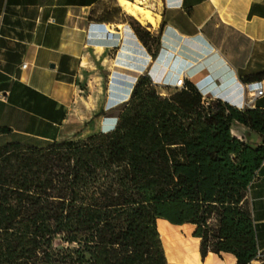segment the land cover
<instances>
[{"label":"trees","instance_id":"obj_1","mask_svg":"<svg viewBox=\"0 0 264 264\" xmlns=\"http://www.w3.org/2000/svg\"><path fill=\"white\" fill-rule=\"evenodd\" d=\"M127 84L112 88L107 110L120 111L110 130L0 146V264H168L159 220L193 226L213 264L259 260L249 195L264 159V112L205 97L187 79L169 97L150 74ZM234 122L263 144L233 137Z\"/></svg>","mask_w":264,"mask_h":264},{"label":"crops","instance_id":"obj_2","mask_svg":"<svg viewBox=\"0 0 264 264\" xmlns=\"http://www.w3.org/2000/svg\"><path fill=\"white\" fill-rule=\"evenodd\" d=\"M117 1L0 0V146L46 147L106 130L108 114L102 113L111 80L142 74ZM153 1L163 42L195 59L178 53L179 61L193 66L167 70L169 86L183 73L205 97L264 112V96L252 100L246 88L264 85V0ZM109 6L112 20L100 15ZM231 133L252 148L263 144L260 133L238 122ZM249 196L262 252L264 159ZM195 254L200 264H213L212 253L201 261Z\"/></svg>","mask_w":264,"mask_h":264},{"label":"rangeland","instance_id":"obj_3","mask_svg":"<svg viewBox=\"0 0 264 264\" xmlns=\"http://www.w3.org/2000/svg\"><path fill=\"white\" fill-rule=\"evenodd\" d=\"M119 3V1H117ZM119 5V4H118ZM152 12L154 15V8H155V2L153 0L146 1L143 7H145ZM109 7L102 8L100 11L101 16H105L107 19L112 20V14L113 12H110ZM119 9L122 12V18L125 23H127V32L125 33L126 41H133L134 48L137 47L138 51V58L137 63L139 67V72L150 74L153 80V84L156 86L157 92L163 96V97H169L173 94H175L178 89H175L173 87L169 86V79L164 78V73L167 70L174 72L178 69H184V68H190L193 66V64L184 63L178 60L177 56L178 53L184 57H186L188 60L195 62V59L190 56L189 54H186L185 52L182 53V51L178 52L177 46L173 43L166 44L163 42V39L161 38L159 40V31H160V25L156 23V26H152L150 24H142L138 22V20L129 14H127L123 8L119 5ZM114 11V10H113ZM155 16V15H154ZM143 25V26H142ZM112 29V28H111ZM121 29L124 30L123 27ZM143 34L145 37L147 44H144L140 41L138 37V32ZM146 32L150 33V36L146 35ZM157 42L160 43L158 47V54L157 56H154L153 54L157 51ZM189 51V50H188ZM190 53H193V51H189ZM141 75V74H136ZM113 84H115L114 78L111 80ZM112 84V85H113ZM122 90L127 89V78L123 76L122 78ZM110 86L109 93L106 95L107 101L113 100L114 92L113 89ZM179 91V90H178ZM129 96V95H128ZM114 110L108 111L106 110L108 114V120H107V126L106 130L112 129L116 124V115L119 114L120 110H117L115 112H112ZM111 112V113H110ZM166 224V223H165ZM164 224L162 222L160 223V227L162 228V231L160 233L161 240L164 242L165 246L167 247V262L168 264H200L199 261L196 263V260L194 258L195 253H200V243H197L193 241L190 237L192 235L193 230H178L171 227H167L163 229ZM171 229V230H170ZM168 230V231H167ZM56 246L58 248H62L66 246L62 241L57 240ZM259 260L261 261V264H264V251L260 252ZM220 258H223L222 256H219ZM201 254H200V261H201Z\"/></svg>","mask_w":264,"mask_h":264},{"label":"bare ground","instance_id":"obj_4","mask_svg":"<svg viewBox=\"0 0 264 264\" xmlns=\"http://www.w3.org/2000/svg\"><path fill=\"white\" fill-rule=\"evenodd\" d=\"M146 1H149V0H119L118 4L123 8V10L127 14L136 18L138 20V22H140L142 24H150L152 26H156L158 18L156 16H154L155 14L153 15L152 12L146 8V6L143 7V5L145 4ZM161 222L164 223L163 227H171V228H173V230L178 229V230L182 231L184 229H188L190 231V230L194 229V227L191 225L175 226V225H171L169 222H167L165 220H159L158 221V228H159L160 233L162 231V228L160 227ZM190 237L193 241L200 243V241L193 238L192 235H190ZM164 249H165V252H167V247L165 246V244H164ZM194 257L198 258V254H195ZM196 263H198V261H196Z\"/></svg>","mask_w":264,"mask_h":264},{"label":"built area","instance_id":"obj_5","mask_svg":"<svg viewBox=\"0 0 264 264\" xmlns=\"http://www.w3.org/2000/svg\"><path fill=\"white\" fill-rule=\"evenodd\" d=\"M27 67L26 64L22 65V68L25 69ZM186 77L182 73L181 76L177 79L174 88L175 89H182L185 85ZM249 97L253 99L262 98L264 96V85L262 82H252L246 86Z\"/></svg>","mask_w":264,"mask_h":264}]
</instances>
